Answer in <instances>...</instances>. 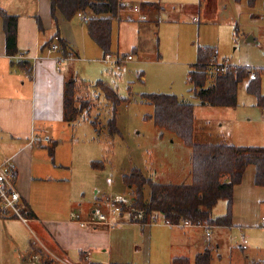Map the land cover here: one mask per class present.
<instances>
[{"label":"rangeland","instance_id":"374dc122","mask_svg":"<svg viewBox=\"0 0 264 264\" xmlns=\"http://www.w3.org/2000/svg\"><path fill=\"white\" fill-rule=\"evenodd\" d=\"M122 1L125 8L113 20L112 60L105 58L90 38L82 16L76 15L65 21L68 31H73L77 41V46H72L79 51L70 73L78 81L76 96L86 108L72 123L60 155L66 159L73 157L74 160V164L69 166L72 175L69 189L74 199L78 200L85 191V203L89 206L101 198L114 199L121 195L129 199L123 204L131 209L133 189L123 177L133 169H140L147 177L159 182L192 181L191 148L173 132L155 124L152 119L154 106L145 99L148 94H174L195 104L197 143L264 147V107L259 106L256 95L248 91L249 79L239 86L237 106L227 108L200 105L192 94L193 85L188 81L198 47L208 46L219 49L220 60L225 58L232 64L258 71V83L264 93V0H256L254 6L248 0ZM146 2L159 3L163 9L157 13L142 12V4ZM135 6L142 7L141 13L147 15L148 20L140 18L141 14L134 10ZM52 21V28L46 29L48 23L43 20L44 36L58 30L56 21L53 18ZM251 37L253 41H250ZM129 55L131 59H128ZM101 80L113 87L123 99L116 112L115 105L97 86ZM115 113L118 131L111 136L109 120ZM86 152L93 158H87ZM92 160L96 162L95 167L91 165ZM94 186H97V195ZM144 195L149 202V186L145 187ZM103 211L112 216L111 202H106ZM225 212L226 202L221 200L213 209V216ZM131 213L124 211L116 215L120 221L110 228L113 240L109 262L173 264L174 256H185L194 261L196 255L204 251V227L162 229L166 228L165 220L158 215L156 222H152L144 232L146 227L138 222L130 223L133 222L131 218L142 220L143 217L138 214L132 217ZM262 216L261 213V223ZM10 222L22 238L25 252L32 242L38 243L37 234L21 220ZM152 228L155 230L153 236L149 234ZM216 230L215 239H221L222 244L221 248L212 251L211 264L246 261L245 255L251 251L252 256L264 264L262 224L252 229L248 227L244 232L234 227L226 233L213 226V237ZM242 234L247 236L249 251L240 247ZM149 240L152 242L148 247ZM13 254H18L14 247L0 245V264H19L13 259ZM102 257L107 259V252ZM57 262L81 263L77 256H72L71 263Z\"/></svg>","mask_w":264,"mask_h":264},{"label":"crops","instance_id":"0c3cea01","mask_svg":"<svg viewBox=\"0 0 264 264\" xmlns=\"http://www.w3.org/2000/svg\"><path fill=\"white\" fill-rule=\"evenodd\" d=\"M121 2L123 3L122 0ZM151 4L154 7L155 3L142 4V12L144 6L149 13H157L163 9V6L157 3L159 8L154 7L148 10L146 5ZM0 7L19 17V53L15 56L7 54L4 20L0 17V163L12 160L18 169L17 186L22 195L19 205L22 214L28 220L24 222L21 218L12 215L0 216V245L14 247V251L18 254H13V259L19 264H56V261L71 263L72 256H77L80 264L91 262L119 264L108 261L113 240V232L110 233V228L115 225L111 226L107 222L98 221L99 218L95 213L96 210H100L105 214L103 208L111 198H101L98 202L87 206L85 191H83L84 194L78 200L74 199L69 189L72 178L69 166L74 164V160L73 157H67V160L60 155L64 138L72 127V124L65 119L64 99L66 82L73 78L70 73L72 62L79 55V51L73 47L77 46V41L72 35L73 31H68L66 19L58 12L56 14L58 30L55 29L50 35L44 36L43 20L45 19L48 23L46 29H51L53 26L50 0H0ZM146 20L148 19L144 21ZM57 34L67 44L68 54L73 56L72 59L64 58L58 63L57 58L64 55L62 51L55 52L52 56L46 55V49L50 46L52 39L58 36ZM253 40L254 38L251 37L250 41ZM25 61L30 64L32 74L21 66V63ZM231 65L239 66L232 63ZM45 136H49L50 139L45 141L43 139ZM33 139L39 142L34 143ZM55 143L53 158L49 148ZM86 154L87 158H93L89 157L88 152ZM94 162L91 161L92 167ZM255 174V166H249L243 181L236 185L232 225L214 226L217 229L220 228V232L226 233L234 227L244 232V229L248 227L252 229L253 226L261 227V224L264 226V187L255 184ZM93 189L96 190L97 195V186ZM123 198L129 200L126 197ZM105 215L110 221L117 223L120 221L116 215L112 214L111 217ZM14 219L21 220L37 234L38 243L32 242L30 249L26 252L22 249L24 248L22 238L14 224L10 222ZM138 224L146 227L143 229L146 232L152 223L138 222ZM164 224L166 228L162 229L179 227L171 226L166 222ZM191 226L196 225L183 228ZM105 228L107 230H104ZM154 231L153 229L149 234L153 236ZM216 236L217 230L214 237L205 235L204 245L206 246L203 250L210 248L213 251L221 248L222 241L216 240ZM148 242L149 247L152 240ZM240 247L243 250H250V245L245 249L241 242ZM105 251L107 259L102 257ZM102 252L104 253L100 254ZM245 258L246 261L241 260L236 264H261V261H257L252 256V251L245 255Z\"/></svg>","mask_w":264,"mask_h":264},{"label":"trees","instance_id":"16d2710c","mask_svg":"<svg viewBox=\"0 0 264 264\" xmlns=\"http://www.w3.org/2000/svg\"><path fill=\"white\" fill-rule=\"evenodd\" d=\"M52 16L57 21L56 14L60 12L65 19L71 20L76 15L83 17L90 38L101 48L104 56L111 54L113 20L117 18L124 4L120 0H50ZM256 0H249L254 5ZM150 10L153 4L146 5ZM159 8V5L154 4ZM143 11H147L144 9ZM0 17L4 20L6 35V51L9 56L19 53L18 48V20L19 17L10 14L0 7ZM61 51L68 55L67 44L61 39ZM55 38V37H54ZM52 39V42L54 40ZM51 42V43H52ZM50 44V43H48ZM47 44V45H48ZM46 47V46H45ZM44 47V48H45ZM214 53L212 47H198L196 62L188 74V81L193 85L192 94L200 105L213 107H235L238 103L240 84L249 79L248 91L256 95L258 105L264 107V93L261 91L259 72L245 66H231L227 72H216L209 66ZM21 66L32 74L28 62ZM256 73V79H250V73ZM97 86L113 104L114 112L123 99L115 89L102 80ZM78 81L75 77L67 80L65 85V119L74 123L83 113L86 106L77 98ZM147 102L154 106L152 119L155 124L165 130L173 132L191 148L190 183H163L147 177L140 169H133L126 174L124 182L133 189L130 208L121 204L122 212L129 211L131 216L143 212L142 220H132L139 223H152L158 215H162L165 222L176 226L189 221L192 225L202 226H231L233 217L234 190L243 181L245 171L249 166H255V184L264 187V147L235 146L227 143L201 144L195 141V104L186 102L174 94L154 93L145 96ZM79 102V103H78ZM116 113L109 120V134L117 133ZM95 127L96 124H95ZM56 143L49 148L54 158ZM96 162L93 163L95 167ZM151 190L150 201L145 200L144 189ZM227 202L224 215L213 217V209L219 201ZM212 249L207 248L198 253L192 261L189 257L173 258V264H211ZM96 264V263H89ZM99 264V263H98Z\"/></svg>","mask_w":264,"mask_h":264},{"label":"built area","instance_id":"2783aa9c","mask_svg":"<svg viewBox=\"0 0 264 264\" xmlns=\"http://www.w3.org/2000/svg\"><path fill=\"white\" fill-rule=\"evenodd\" d=\"M134 10L137 13H140L141 19H148L147 15H144L141 13V8L138 6H135ZM46 55L52 56L53 53L61 51V45L59 43V37L56 36L53 40V42L50 44V46L46 49ZM220 52L218 49H214V53L211 59V62L209 63V66L212 67L216 72H227L229 68L233 65L226 60L225 58L223 60L219 59ZM70 58L72 59L73 56L71 54H68L67 56H59L57 58L58 63H60L63 59ZM105 58L108 60H112V56L109 54ZM118 62H120V57L117 58ZM128 59H131V56L128 57ZM250 79L254 80L256 79V73L252 71L250 73ZM45 141H48L50 139L49 136L43 137ZM32 142L37 143L39 140L33 139ZM17 179H18V169L14 162L12 160H8L4 163H0V216L6 217V216H17L21 218L24 222H27L28 220L24 217V215L21 212L20 209V202L22 199V195L18 189L17 186ZM128 200L123 197H116L111 202V212L113 215H120L122 213V207L120 206L123 204V202H127ZM95 213L97 214L99 220L102 222H107L111 226H114L117 224V222L110 221L107 219V216L101 212L100 210H96ZM140 217H144V214L142 211L138 213ZM156 222V220L154 221ZM169 224V222H166ZM170 225V224H169ZM192 225L189 221L181 222L180 224L176 226H190ZM175 226V225H174ZM204 226L206 230V235L208 237L213 236V226L211 225H202ZM241 244L243 248H247L248 246V240L245 235H241Z\"/></svg>","mask_w":264,"mask_h":264}]
</instances>
